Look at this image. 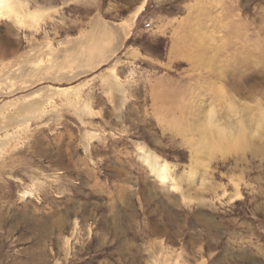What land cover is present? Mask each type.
I'll use <instances>...</instances> for the list:
<instances>
[{
    "label": "rangeland",
    "instance_id": "374dc122",
    "mask_svg": "<svg viewBox=\"0 0 264 264\" xmlns=\"http://www.w3.org/2000/svg\"><path fill=\"white\" fill-rule=\"evenodd\" d=\"M6 1L0 264H264V0Z\"/></svg>",
    "mask_w": 264,
    "mask_h": 264
},
{
    "label": "bare ground",
    "instance_id": "6f19581e",
    "mask_svg": "<svg viewBox=\"0 0 264 264\" xmlns=\"http://www.w3.org/2000/svg\"><path fill=\"white\" fill-rule=\"evenodd\" d=\"M18 5H20V4H18ZM140 7V6H139ZM143 7H140V9L139 10H137V12H135L134 13V15L132 16V18H131V22H133L135 19H136V17H137V15L139 14V12L141 11V9H142ZM13 9H15V8H13L12 7V3H11V5L9 6V4L7 3V1L6 0H0V19H3V18H6V17H8V16H14V10ZM40 12L39 11H27V12H25V14L23 15V21L21 22V21H19L21 24H25V23H27L28 21H32V20H35L36 19V17H39L40 16ZM17 22V21H16ZM131 22H130V24H128V25H131ZM128 25H125L124 23H123V25H122V29H123V31L121 32V33H118L116 30H108V28H106L105 30H104V33H106L107 35H111L112 36V34H111V31H113V32H116L117 34H118V36H120L121 34H127V30H125V28H129L128 27ZM132 26V25H131ZM112 29V28H111ZM116 34V35H117ZM248 119H247V122L244 124L243 122H241V120L239 121V120H237V119H230V120H228L227 121V126L226 127H224V126H218V123H215L214 124V122L212 121V120H210V123L217 129V130H219L220 132H221V134H223V135H225V133L222 131V130H228V131H230V132H232V131H236V130H238V129H242V130H245L246 128L245 127H247L248 129H250L251 128V126H253V122L255 121L253 118H251L250 117V114H248V117H247ZM213 127V128H214ZM250 127V128H249ZM215 129V130H216ZM236 129V130H235ZM229 132V133H230ZM227 135V134H226ZM140 150L142 151V153H143V155H142V157L145 159V160H148V162H149V165H150V168L154 171V172H156L161 178L162 177H166L167 176V173H168V161H166V160H162L158 155H156V154H154V153H152L151 151H149V150H147V149H143L142 147H140Z\"/></svg>",
    "mask_w": 264,
    "mask_h": 264
}]
</instances>
